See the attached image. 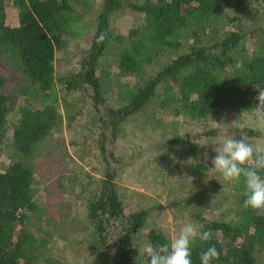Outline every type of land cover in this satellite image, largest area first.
I'll return each instance as SVG.
<instances>
[{
	"label": "trees",
	"instance_id": "trees-1",
	"mask_svg": "<svg viewBox=\"0 0 264 264\" xmlns=\"http://www.w3.org/2000/svg\"><path fill=\"white\" fill-rule=\"evenodd\" d=\"M10 2L22 6L17 26L6 21V5ZM98 3V26L82 59L81 71L57 79V51L66 38L84 37L86 29L81 19ZM260 4L264 0H0V60L17 74V96L29 98L17 106L12 93L0 92V134L10 113L15 112L11 135L4 137L12 160L0 169V264H40L37 261L46 239L32 229L39 216L34 159L39 144L61 120L58 84L67 91L88 92L99 121L109 118L111 139L124 131L126 121L156 99L159 108L190 120L228 109L252 112L259 103L256 86L264 89V11ZM124 7L143 14L145 20L127 33L115 35L110 19ZM235 21H240L239 28H225ZM256 36L259 41L250 51L246 41ZM112 39L119 48L116 60L121 77L134 75L143 81L135 87L120 85L122 105L117 108L106 106L98 74ZM184 47L187 49L145 78L155 61ZM5 83L0 76V88ZM231 133L235 139L263 136L261 130L252 128ZM106 139L102 134L100 149L108 164L106 178L88 206V218L98 236L96 264H144L143 249L138 242L134 247L133 237L145 227L149 210L126 211L114 182L117 175L108 160L112 154H108ZM181 139L177 136L170 142ZM195 168L192 165V170ZM232 188L237 195V218L212 219L201 212L194 214L196 223L213 231V238L197 244L193 264H200L199 254L209 244L220 253L214 264H257L264 255V210L245 208L243 186L232 183ZM195 198L188 199V204ZM168 238L159 232L149 241L155 244Z\"/></svg>",
	"mask_w": 264,
	"mask_h": 264
},
{
	"label": "rangeland",
	"instance_id": "rangeland-1",
	"mask_svg": "<svg viewBox=\"0 0 264 264\" xmlns=\"http://www.w3.org/2000/svg\"><path fill=\"white\" fill-rule=\"evenodd\" d=\"M259 7L264 11V4ZM21 9L18 3L6 5L8 25L19 24ZM99 11L100 3L82 17L81 24L86 29L84 37L66 38L64 46L57 51V79L69 78L81 71L82 59L88 54L98 26ZM110 20L112 32L116 35L142 25L145 18L143 14L124 7L117 10ZM239 27L240 21L225 25L227 30ZM256 41H259L258 36L247 39V49L253 50ZM186 49L167 52L149 66L145 78L152 77ZM118 52L117 41L112 39L98 69L106 106L113 108L122 105L118 96L120 85L129 83L135 87L143 82L134 75L121 77L117 69ZM0 76L6 79L0 92L12 93L17 106L23 104V99H29L17 96L14 89L17 74L2 60ZM58 87L61 120L39 144L34 159L38 173L39 216L34 220L32 229L37 230L39 238L46 239L37 262L97 263L98 236L88 218V206L96 198L106 178L108 164L100 149L102 134L107 138L108 154L113 155H108V160L117 175L114 182L118 185V194L126 211L149 210L144 233L150 232L137 237V244L142 249L154 233L163 232L171 238L178 234L183 224L196 223L194 214L197 212L203 213L205 218H237V195L232 183L224 181L207 168L211 167L212 158L216 155L214 144L224 138L235 139L231 133L235 129L261 130L262 137L245 136L243 139L264 147V120L258 118L255 110L241 112L228 109L190 120L159 108L156 99L126 121L124 131L111 139L113 134L108 124L109 118L105 116L104 121H99L93 100L86 90L67 91L61 84ZM14 117L15 112L10 113L5 131L0 134V169L12 160L6 151L4 137L7 139L11 135ZM213 131L215 133L210 134ZM177 136L182 139L170 142ZM192 165L196 166L194 170ZM195 196L188 204L187 200ZM257 264H264V255Z\"/></svg>",
	"mask_w": 264,
	"mask_h": 264
},
{
	"label": "clouds",
	"instance_id": "clouds-1",
	"mask_svg": "<svg viewBox=\"0 0 264 264\" xmlns=\"http://www.w3.org/2000/svg\"><path fill=\"white\" fill-rule=\"evenodd\" d=\"M256 88L259 90V103L255 111L258 118L264 120V89L258 86ZM214 145L216 155L212 158L211 167L207 169L216 172L228 183L243 186L245 208L264 210V147L255 146L245 139L234 138H224ZM149 232L144 233L142 227L133 237L134 247L137 237ZM212 238L213 231L205 229L204 224L185 223L179 228L177 235L164 242L143 244L144 264H193V250L197 244L208 243ZM219 255L217 247L209 244L200 252L199 262L214 264Z\"/></svg>",
	"mask_w": 264,
	"mask_h": 264
}]
</instances>
